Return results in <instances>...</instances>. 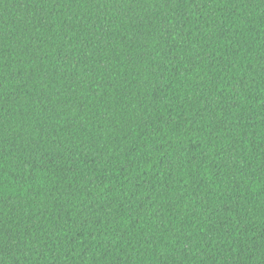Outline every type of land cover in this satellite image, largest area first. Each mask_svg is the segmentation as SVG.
<instances>
[{"label":"trees","instance_id":"16d2710c","mask_svg":"<svg viewBox=\"0 0 264 264\" xmlns=\"http://www.w3.org/2000/svg\"><path fill=\"white\" fill-rule=\"evenodd\" d=\"M0 264H264V0H0Z\"/></svg>","mask_w":264,"mask_h":264}]
</instances>
